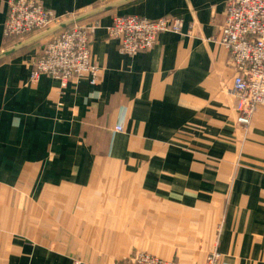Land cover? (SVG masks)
<instances>
[{"label": "crops", "instance_id": "crops-1", "mask_svg": "<svg viewBox=\"0 0 264 264\" xmlns=\"http://www.w3.org/2000/svg\"><path fill=\"white\" fill-rule=\"evenodd\" d=\"M60 20L114 0H36ZM227 0H135L88 21L98 82H30L37 43L0 62V264H264V105L237 122L215 37ZM9 0H0V51ZM115 15L178 18L181 33L121 52ZM122 126V131L116 127ZM208 250V251H206Z\"/></svg>", "mask_w": 264, "mask_h": 264}, {"label": "built area", "instance_id": "built-area-1", "mask_svg": "<svg viewBox=\"0 0 264 264\" xmlns=\"http://www.w3.org/2000/svg\"><path fill=\"white\" fill-rule=\"evenodd\" d=\"M61 21L52 10L36 0H9L4 29L5 40L19 42ZM180 19L163 17L152 20L139 15H115L109 36L120 42L121 52L135 55L152 49L162 32L181 33ZM95 25L86 22L48 38L33 62L30 82L42 74L61 80L65 87L83 76L96 84L100 67L93 61L91 43ZM215 40L230 52L234 68L233 94L237 122L248 128L254 115L264 105V0H227L225 22ZM117 126V131H122ZM73 264H81L74 261ZM117 264H177L158 256L139 252ZM208 264H228L217 250Z\"/></svg>", "mask_w": 264, "mask_h": 264}, {"label": "water", "instance_id": "water-1", "mask_svg": "<svg viewBox=\"0 0 264 264\" xmlns=\"http://www.w3.org/2000/svg\"><path fill=\"white\" fill-rule=\"evenodd\" d=\"M135 0H114L108 3H105L101 6L95 7L89 11L77 14L75 16L66 18L64 20L59 21L58 23L54 24L53 26L42 30L29 38L7 47L0 51V62L4 61L5 59L9 58L10 56L20 52L21 50L28 48L34 44L40 43L45 39H48L78 23L85 22L90 20L94 17H97L101 14L113 11L119 7H122L126 4H129Z\"/></svg>", "mask_w": 264, "mask_h": 264}, {"label": "rangeland", "instance_id": "rangeland-1", "mask_svg": "<svg viewBox=\"0 0 264 264\" xmlns=\"http://www.w3.org/2000/svg\"><path fill=\"white\" fill-rule=\"evenodd\" d=\"M87 21H89V20H87ZM86 22V21H85ZM48 42V39H45L44 41H42L41 43H44V44H46ZM19 43V42H18ZM210 249V251H209V254H208V258H207V263L206 264H208V261H209V258H210V256H211V253L213 252V251H211V249L212 248H209ZM206 251H208V250H206ZM136 253H139V252H135V253H133L132 255H130V256H128V257H126V258H124V259H122V260H120V261H123V260H125V259H127V258H129V257H131V256H133L134 254H136ZM145 253H149V252H145ZM149 254H152V255H155V256H158V257H160V258H163V259H166V258H164V257H161V256H159V255H156V254H153V253H149ZM166 260H171V259H166ZM119 261V262H120ZM171 261H174L175 263H177V260H171ZM118 263V262H117ZM178 264V263H177Z\"/></svg>", "mask_w": 264, "mask_h": 264}, {"label": "trees", "instance_id": "trees-1", "mask_svg": "<svg viewBox=\"0 0 264 264\" xmlns=\"http://www.w3.org/2000/svg\"><path fill=\"white\" fill-rule=\"evenodd\" d=\"M13 39V38H12ZM16 42H19L18 40L15 39Z\"/></svg>", "mask_w": 264, "mask_h": 264}]
</instances>
